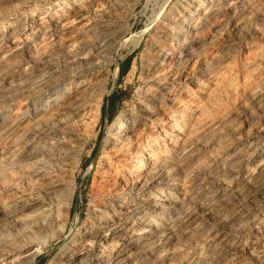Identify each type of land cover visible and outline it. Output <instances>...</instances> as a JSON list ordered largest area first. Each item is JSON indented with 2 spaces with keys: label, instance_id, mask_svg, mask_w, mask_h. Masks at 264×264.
Listing matches in <instances>:
<instances>
[{
  "label": "rangeland",
  "instance_id": "obj_1",
  "mask_svg": "<svg viewBox=\"0 0 264 264\" xmlns=\"http://www.w3.org/2000/svg\"><path fill=\"white\" fill-rule=\"evenodd\" d=\"M133 115L144 143L118 157ZM154 135L166 160L133 189ZM30 240L25 264H264V0H0V264Z\"/></svg>",
  "mask_w": 264,
  "mask_h": 264
},
{
  "label": "bare ground",
  "instance_id": "obj_2",
  "mask_svg": "<svg viewBox=\"0 0 264 264\" xmlns=\"http://www.w3.org/2000/svg\"><path fill=\"white\" fill-rule=\"evenodd\" d=\"M217 2V1H216ZM221 4V3H220ZM91 6V5H90ZM225 6V5H224ZM83 7H84V5H83ZM86 7V6H85ZM209 7V6H208ZM213 7H215L214 5H213ZM217 8V7H216ZM224 8V7H223ZM212 8H209V9H207L206 11H205V13L207 14V15H209L211 12H212ZM74 11V10H73ZM216 12V11H215ZM52 13V12H51ZM216 13H218V12H216ZM213 14V13H212ZM212 14H210V15H212ZM223 14V13H222ZM82 14H77V13H75V14H73V15H69L68 17H66V16H58V14H57V11L56 10H54L53 11V24H55V25H58L57 26V28L58 27H61V28H65V27H68V26H71L72 24H74V23H77V22H79L80 21V19L82 18V16H81ZM206 15V16H207ZM209 15V16H210ZM56 16H57V20L55 19L56 18ZM208 16V17H209ZM214 16V15H213ZM221 16V15H220ZM214 19V18H213ZM41 21V20H40ZM209 21V20H208ZM215 21V20H214ZM187 22V21H186ZM37 22H35V24H36ZM80 23V22H79ZM208 24V23H207ZM210 24H212V23H210ZM37 25H42L41 23H38ZM42 27V26H41ZM74 27V26H73ZM69 28V27H68ZM196 28V27H195ZM202 28H203V26H202ZM36 29H38V28H36ZM48 29V28H47ZM60 29V28H59ZM209 29V28H208ZM200 30V29H199ZM44 31V30H43ZM198 31V30H197ZM33 32H35V30L33 31ZM38 33H39V31H37ZM45 32V31H44ZM66 32V31H65ZM61 32H59V34H60ZM36 34V33H35ZM140 34V33H139ZM61 35V34H60ZM141 36V35H140ZM37 37V36H36ZM184 38V37H183ZM62 39V38H61ZM54 40V39H53ZM88 40V39H87ZM86 42V41H85ZM55 44V43H54ZM89 44V43H88ZM86 45H87V43H86ZM156 45V44H155ZM157 52V51H156ZM158 53V52H157ZM166 56V55H165ZM169 57V56H168ZM175 58V57H174ZM183 62V61H182ZM207 67V66H206ZM207 68H209V67H207ZM210 69V68H209ZM162 71V70H161ZM210 71V70H209ZM213 71V70H212ZM225 71H226V69H225ZM220 72V71H219ZM223 72V71H222ZM181 73V72H180ZM223 73H225V72H223ZM178 74V73H177ZM206 74V73H205ZM214 74V73H213ZM209 75V74H208ZM211 75V74H210ZM228 75V74H227ZM219 75L217 74V77H218ZM224 77H226L225 75H223ZM223 76H220V77H223ZM168 77V76H167ZM210 77V76H209ZM216 77V78H217ZM225 79V78H224ZM255 79V78H254ZM215 80V79H214ZM235 80V79H234ZM250 80V79H249ZM101 81V80H100ZM218 81V80H217ZM217 81H214V82H216V84H217ZM228 81V80H227ZM248 81V80H247ZM253 81V80H252ZM219 82H220V80H219ZM99 83V82H98ZM226 83V82H225ZM236 83V82H235ZM215 84V83H214ZM220 84V83H219ZM224 84V83H223ZM248 84V83H247ZM198 85V84H197ZM196 85V86H197ZM254 85V84H253ZM217 86V85H216ZM215 86V87H216ZM92 87V86H91ZM219 87V86H218ZM221 87V86H220ZM219 87V88H220ZM235 87V86H234ZM237 87V86H236ZM251 87V86H250ZM249 87V88H250ZM255 87V86H254ZM169 88V87H168ZM200 88V87H199ZM222 88H224L223 86H222ZM230 88V87H229ZM256 88H257V86H256ZM94 89V88H93ZM175 89V88H174ZM209 89V88H208ZM89 90V89H88ZM91 90V89H90ZM98 90V89H97ZM168 90V89H167ZM210 90V89H209ZM216 90V89H215ZM220 90V89H219ZM225 90V89H224ZM232 90H233V88H232ZM96 91V90H95ZM94 92V91H93ZM100 92V91H99ZM178 92V91H177ZM210 92V91H209ZM208 92V93H209ZM220 92V91H219ZM218 92V93H219ZM226 92V91H225ZM229 92V91H228ZM236 92V91H235ZM216 93V92H215ZM98 94V93H97ZM96 94V95H97ZM188 94V93H187ZM217 94V93H216ZM87 95V94H86ZM198 95V94H197ZM213 95V94H212ZM95 96V95H94ZM208 96V95H207ZM218 96V95H217ZM205 97V96H204ZM210 97V96H209ZM81 98V97H80ZM84 98V97H83ZM90 99V98H89ZM187 99V98H186ZM211 99V98H210ZM215 99V98H214ZM214 99H213V101H214ZM218 99V98H217ZM99 100V99H98ZM180 100V99H179ZM183 100V99H182ZM77 101V100H76ZM201 101V100H200ZM199 101V102H200ZM204 101V100H203ZM92 102H93V100H92ZM191 102V101H190ZM206 102H208V101H206ZM219 102V101H218ZM201 103V102H200ZM209 103V102H208ZM207 103V104H208ZM63 104V103H62ZM193 104V103H192ZM175 106H177V105H175ZM182 106V105H181ZM55 107V106H54ZM97 107V106H96ZM95 107V108H96ZM154 107V106H153ZM161 107V106H160ZM199 107V106H198ZM206 107V106H205ZM213 107H214V105H213ZM94 108V107H93ZM98 108V107H97ZM43 109V108H42ZM56 109V108H55ZM159 109V108H158ZM211 109V108H210ZM209 109V110H210ZM96 109H94V111H95ZM208 110V111H209ZM90 111V110H89ZM195 111V110H194ZM207 111V112H208ZM214 111V110H213ZM203 112V111H202ZM85 113V112H84ZM84 113L82 114V115H84ZM141 113V112H140ZM189 113H191V112H189ZM205 113V112H204ZM203 114V113H202ZM207 114V113H206ZM58 115V114H57ZM70 115V114H69ZM95 115H97V114H95ZM162 115V114H161ZM36 116V115H35ZM44 116V115H43ZM85 116V115H84ZM171 116V115H170ZM201 116V115H200ZM203 116V115H202ZM205 116V115H204ZM207 116V115H206ZM211 116V115H210ZM81 117V116H80ZM166 117H168V118H166V119H169V120H171L172 121V124H170L167 128H166V132H164L165 133V137L166 136H168V135H170V139H171V141H174L175 143H177V148H179V150H181V151H179V152H183L186 148V143L184 142V140L182 139V137L179 135V134H176L175 132H177V129H178V127H177V123H176V121H174V120H172L171 119V117H169V115H166ZM22 118V117H21ZM51 118H54V116L53 117H51ZM82 118L84 119V117L82 116ZM213 118V117H212ZM98 119V118H97ZM82 120V119H81ZM80 120V121H81ZM168 120V121H169ZM212 120V119H211ZM74 121V120H73ZM80 121H78V122H80ZM163 121V120H162ZM210 121V120H209ZM49 122V121H48ZM55 122V121H54ZM73 123V122H72ZM81 123V122H80ZM87 123V122H86ZM92 123V122H91ZM200 123V122H199ZM206 123V122H205ZM89 124V123H88ZM162 124V123H161ZM41 125V124H40ZM59 125V124H58ZM85 125V124H84ZM92 125V124H91ZM82 126H83V124H82ZM88 126V125H87ZM93 126V125H92ZM40 127V126H39ZM51 127H52V125H51ZM58 127V126H57ZM56 127V128H57ZM90 127V126H89ZM140 127H142V124H140L139 123V120H138V118L137 117H134V115L133 116H128V117H126L125 119H123L120 123H119V125H118V127L116 128V131H115V135H114V139L112 140V142L110 143L111 144V150H110V152H113L114 153V155H116V156H120V155H122V154H124V157L126 156V153L127 154H129V153H131L133 150V148L135 147V146H141V144H143V143H141L142 141H144L143 140V137H144V131H143V128H141L140 129ZM53 128V127H52ZM60 128V127H59ZM145 128V127H144ZM199 128V127H198ZM80 129V128H79ZM83 129V128H82ZM195 129H197L196 127H195ZM211 129V128H210ZM29 130V129H28ZM190 130V129H189ZM200 130V129H199ZM208 130V129H207ZM212 130V129H211ZM216 130H218V129H216ZM180 131V130H179ZM194 131V130H193ZM197 131H198V129H197ZM206 131V130H205ZM88 132V131H87ZM86 132V133H87ZM196 132V131H195ZM211 132V131H210ZM213 132V131H212ZM215 132V131H214ZM67 133V132H66ZM146 133V132H145ZM189 133V132H188ZM209 133V132H208ZM210 134V133H209ZM31 135V134H30ZM36 135V134H35ZM34 135V136H35ZM188 135V134H187ZM27 136V135H26ZM77 136V135H76ZM193 136V135H192ZM197 136V135H196ZM208 136V135H207ZM37 137V136H36ZM65 137V136H64ZM187 137V136H186ZM194 137V136H193ZM210 137V136H209ZM75 138V142H74V144L76 143V144H78L79 142H80V137L79 138H76V137H74ZM149 138H151V137H149ZM197 138H199V137H197ZM207 138V137H206ZM35 139H37V138H35ZM69 139V138H68ZM157 139H158V136L157 135H154V137H152V146L151 147H149V148H147V149H144V150H142L141 151V153L140 152H138V155H136L135 153V155H136V160H135V162L136 163H138L137 165H135V166H132V167H135L134 168V170H136V171H138L137 173H135L134 175V177H131L132 179H131V182L129 183V185H131V187L133 188V189H140V187H142V185H144V183L147 181V170L148 171H150V170H153L154 168L153 167H155L156 166V164H158V163H160V164H163L164 163V161L166 160V157H158L159 155L157 154V152H158V149L161 147L159 144V142H157ZM170 139H168L169 140V142H170ZM38 140H40V139H38ZM55 140V138L53 139V141ZM28 141V140H27ZM35 141V140H34ZM49 141V140H48ZM65 141V140H64ZM151 141V140H150ZM202 141V140H201ZM205 140H203V142H204ZM38 142V141H37ZM71 142V141H70ZM55 143V142H54ZM73 143V142H72ZM174 143V144H175ZM71 144V143H70ZM106 144V143H105ZM173 144V145H174ZM35 145H37V144H35ZM66 145V144H65ZM149 145V144H148ZM176 145V144H175ZM197 145V144H196ZM47 146V145H46ZM46 146H45V148H46ZM56 146V145H55ZM55 146H53V147H55ZM190 146V145H189ZM188 146V147H189ZM37 147V146H36ZM51 147V146H50ZM197 147V146H196ZM32 148V147H31ZM35 148V147H34ZM43 148V147H42ZM60 148V147H59ZM77 148V147H76ZM75 148V149H76ZM140 148V147H139ZM176 148V147H175ZM24 149V148H23ZM142 149V148H141ZM163 149V148H162ZM198 149V148H197ZM70 150V149H69ZM68 150V151H69ZM106 150V149H105ZM187 150V149H186ZM47 151V150H46ZM49 151V150H48ZM67 151V152H68ZM72 151V150H71ZM191 151V150H190ZM189 151V152H190ZM40 152H41V150H40ZM188 152V153H189ZM60 153H61V150H60ZM63 153V152H62ZM178 153V152H177ZM39 154V153H38ZM72 154V153H71ZM112 154V153H111ZM23 155V154H22ZM32 155V154H31ZM30 155V156H31ZM35 155V154H34ZM52 155V154H51ZM56 155V154H55ZM58 155H60V154H58ZM175 155V154H174ZM61 156V155H60ZM63 156V155H62ZM109 156V155H108ZM133 156V155H132ZM48 157H50V156H48ZM121 157H123V156H121ZM128 157V156H127ZM41 158V157H40ZM39 157H38V159H40ZM52 158V157H51ZM59 158V157H58ZM61 158V157H60ZM117 158V157H116ZM132 158V157H131ZM46 159V158H45ZM121 159V158H120ZM124 159V158H123ZM128 159H129V157H128ZM143 159L145 160L144 162H142L143 161ZM184 159V158H183ZM26 160V159H25ZM53 160H54V158H53ZM59 160V159H58ZM110 160V159H109ZM125 160V159H124ZM168 160V159H167ZM179 160V159H178ZM62 161V160H61ZM111 161V160H110ZM36 163V162H35ZM43 163H44V161H43ZM55 163V162H54ZM65 163V162H64ZM116 163H119V161H117ZM128 164V163H127ZM134 164V163H133ZM173 164V163H172ZM41 165H42V163H41ZM57 165V164H56ZM65 165V164H64ZM71 165V164H70ZM119 165V164H118ZM159 165V164H158ZM157 165V166H158ZM181 165V164H180ZM44 166H45V164H44ZM59 166V165H58ZM58 166H57V168H58ZM120 166V165H119ZM122 166V165H121ZM156 166V167H157ZM39 168H41V169H39ZM114 168V167H113ZM112 168V169H113ZM106 169V168H105ZM108 169V168H107ZM118 169V168H117ZM133 169V168H132ZM32 170V169H31ZM30 170V171H31ZM43 170H45L43 167H38V170H34V171H37V173L38 174H43ZM161 170V169H160ZM60 171V170H59ZM107 171V170H106ZM115 171V170H114ZM121 171V170H120ZM66 172V171H65ZM108 172H109V169H108ZM107 172V173H108ZM113 172V171H112ZM135 172V171H134ZM154 172H155V170H154ZM48 173L49 172H47V174L45 173L44 175L46 176V175H48ZM63 173V172H62ZM109 173H111V171L109 172ZM115 173H118V171H116V172H114L113 174H115ZM37 174V175H38ZM50 174V173H49ZM53 175V174H52ZM111 175V174H110ZM115 175H117V174H115ZM29 176H30V174H29ZM40 176V175H39ZM48 176H50L51 177V175H48ZM55 177V176H54ZM63 177V176H62ZM62 177L61 178H54L53 179V185L57 188V189H59V190H61V188H64V184H65V181H64V179H62ZM106 177V176H105ZM149 177V176H148ZM158 177V176H157ZM32 178V177H31ZM36 178V177H35ZM37 178H38V176H37ZM113 178V177H112ZM163 178V177H162ZM48 179V178H47ZM150 179V178H149ZM50 180V179H49ZM168 180V179H167ZM28 181V180H27ZM111 181V180H110ZM47 182V181H46ZM127 182H129V181H127ZM47 183H50V182H47ZM108 183V182H107ZM151 183V182H150ZM36 184V183H35ZM106 184V183H105ZM122 184V183H121ZM148 185H150V184H148ZM103 186V185H102ZM122 186V185H121ZM114 187V186H113ZM128 186H126V188H127ZM32 188V187H31ZM34 188V187H33ZM103 188V187H102ZM118 188V187H117ZM144 188V187H143ZM128 189H130L129 187H128ZM127 189V190H128ZM132 189V190H133ZM35 190V189H34ZM63 190V189H62ZM41 191V190H40ZM107 191H109V190H107ZM151 191V190H150ZM46 192V191H45ZM53 192V191H52ZM125 192V191H124ZM130 192V191H129ZM136 192V191H135ZM145 192V191H144ZM13 194H14V192H13ZM33 194V193H32ZM38 194V193H37ZM55 194H57V193H55L54 192V194L52 195V196H54ZM137 194V193H136ZM142 194V193H141ZM140 194V195H141ZM118 195H120V194H118ZM169 195V194H168ZM143 196V195H142ZM140 197V196H135L134 197V199L135 200H140V199H144V197H146V196H143V197ZM34 197V196H33ZM56 197H57V195H56ZM148 197V196H147ZM127 198V197H126ZM153 198V197H152ZM29 199V198H28ZM35 199H37V198H35ZM151 199V198H150ZM149 199V200H150ZM164 199H166V198H164ZM55 200V199H54ZM121 200V199H120ZM148 200V201H149ZM119 201V200H118ZM120 202V201H119ZM153 203V202H152ZM156 203V202H155ZM37 204V203H36ZM53 204V203H52ZM124 204V203H123ZM141 204V203H140ZM45 205V204H44ZM103 205V204H102ZM115 205V204H114ZM130 205V204H129ZM128 205V206H129ZM142 205V204H141ZM144 205V204H143ZM122 206V205H121ZM141 207V206H140ZM44 208V207H43ZM109 209H111V208H109ZM115 209H117V208H115ZM124 209V208H123ZM37 210H38V208H37ZM67 210V212H68V210H69V207L66 209ZM65 210V211H66ZM41 211H45V210H41ZM107 211V210H106ZM35 212V211H34ZM66 212V213H67ZM113 212V211H112ZM118 212V211H117ZM117 212L114 214V217H118V214H117ZM127 212V211H126ZM108 213H110V212H108ZM44 214H46V213H44ZM111 214V213H110ZM127 214V213H126ZM135 214V213H134ZM39 215V214H38ZM109 215V214H108ZM129 215V214H128ZM48 215H46V217H47ZM127 216V215H126ZM113 217V216H112ZM15 218V217H14ZM118 218H120V217H118ZM150 218V217H149ZM18 219V218H17ZM20 219V218H19ZM38 219V218H37ZM44 219V220H43ZM42 220H43V224L42 225H46V224H48L47 222H51V218H49V217H47L46 219L45 218H43ZM102 219V218H101ZM108 219H109V217H108ZM41 220V221H42ZM112 220V226L113 225H115V221L117 220H113V219H111ZM125 220H126V218H125ZM124 220V221H125ZM19 221V220H18ZM99 221V220H98ZM120 221V220H119ZM107 222V221H106ZM111 222V221H110ZM117 222V221H116ZM153 222V221H152ZM53 223V222H52ZM106 224H108V223H106ZM151 224V223H150ZM49 225V224H48ZM52 225V224H51ZM110 225V224H109ZM150 227V226H149ZM117 228V227H116ZM103 230V229H102ZM122 230V229H121ZM126 230V229H125ZM144 230V229H143ZM89 231H91V230H89ZM106 231H108V230H106ZM106 231H104L103 233H101L99 236H100V240H102V241H107V240H109V238L111 237V234L109 233V232H106ZM33 232H35V231H33ZM112 232V231H111ZM89 233V232H88ZM95 233V232H94ZM130 233V232H129ZM147 233V232H146ZM36 234V233H35ZM83 234V233H82ZM86 235V234H85ZM91 235V237H92V235H93V233L92 234H90ZM96 235V234H95ZM30 236H31V232H30ZM87 236V235H86ZM85 236V237H86ZM98 236V237H99ZM75 238V237H74ZM89 238V237H88ZM93 238V237H92ZM33 240H35V239H33ZM31 242L28 244V246L26 247V250L23 252V254H21V257H20V259L19 260H16L15 258L13 259H11V260H9L8 262H7V264H25V263H27L28 261H30L31 259H33V255H34V252H35V249H34V243H33V241L32 240H30ZM89 241V240H88ZM26 246V245H25ZM82 247V246H81ZM138 247V246H137ZM88 248V247H87ZM76 249V248H75ZM37 250V249H36ZM20 255V254H19ZM79 256H81V254H80V252H76V253H74V258H73V260L75 261ZM120 256V255H119ZM19 258V257H18ZM84 258V257H83ZM66 259V258H65ZM79 259V258H78ZM71 260V259H70ZM72 260V261H73ZM73 261V262H74ZM32 262H33V260H32Z\"/></svg>",
  "mask_w": 264,
  "mask_h": 264
},
{
  "label": "trees",
  "instance_id": "obj_3",
  "mask_svg": "<svg viewBox=\"0 0 264 264\" xmlns=\"http://www.w3.org/2000/svg\"><path fill=\"white\" fill-rule=\"evenodd\" d=\"M130 61H131V58L128 59V61H127V65L121 67L120 74H121L122 77H123V76L127 73V71L130 69V67H131V63H130Z\"/></svg>",
  "mask_w": 264,
  "mask_h": 264
}]
</instances>
